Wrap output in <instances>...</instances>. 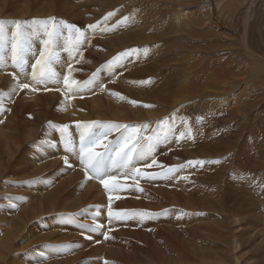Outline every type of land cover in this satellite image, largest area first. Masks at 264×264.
<instances>
[{"label": "bare ground", "instance_id": "6f19581e", "mask_svg": "<svg viewBox=\"0 0 264 264\" xmlns=\"http://www.w3.org/2000/svg\"><path fill=\"white\" fill-rule=\"evenodd\" d=\"M40 1L41 0H0V14L3 13L4 14L9 13L10 15H24V14L27 15L30 13L42 14L41 10L40 11H37L36 9L33 10V6H35V3L37 2L39 3ZM100 1H102V4L103 3L110 4L114 0H98L97 2L99 3ZM162 1H163L162 3L166 4V5L162 4L161 7L162 11H164L165 8L168 9L169 7L171 10L173 9V13L170 15V18L168 19L169 21H167L166 23V25L169 26V30L166 29L165 26L161 27L160 31L163 33V35L169 34L171 32L174 33L173 34L174 36L175 34L184 31L192 35L193 34L191 33L193 32L192 29L197 28L196 30L197 34L195 35L197 36L195 37L196 40H201L203 38L201 36L206 34L210 35L208 36L210 37L208 40L211 39L214 40V42L209 45L210 50L223 49L220 47L222 46L221 44L222 41L225 40V53H228L227 50H229L231 53L232 50L235 49L233 48L234 47L233 44H235V41L233 42L232 37L237 36L239 39L238 43L241 44L239 48L244 50L245 53L248 56H250V58H253L254 62H258L259 65H254V67L258 68L259 66L264 65V59L251 51V47L249 46L247 41V38H249L247 37V33H248L247 27H245L246 28L245 33L240 36V34H238L239 32L236 31V29H234L233 26L231 25L227 26L224 23H221L222 21L220 22V20L213 13L212 5H211L212 9L209 8L207 9L206 6L203 5V3L206 2L205 0L202 2L201 1L193 2L194 0H162ZM208 1H209V5L211 2L212 3L217 2L218 8L220 6V10L218 11L222 12V9L225 8V10H223L226 13L224 17L228 19L229 23H232L234 20L233 17L235 12L232 10L233 12L231 13L230 12L231 9L229 10L228 7L230 6L232 7V4L236 1L234 7L239 8L245 4L244 6H248V8H250L253 5L254 0H232V1L230 0L228 2H226V0H215V1L208 0ZM55 2L56 0H45L44 4L43 2H41L43 4L42 5L43 7L41 9L42 10L46 9V7L53 9ZM85 2L89 3L88 0ZM117 2L119 3L120 1L117 0ZM223 2H225L224 5L225 7H222ZM115 5L116 4L114 3V6ZM92 6L94 7V5ZM100 6L102 5L100 4ZM227 9L229 11H227ZM102 10H98V11H102ZM68 11L70 10L68 9ZM91 11H87L88 14ZM72 14H74V12H72ZM62 15L65 16V14ZM246 19L248 20L247 16ZM133 22L139 23L135 20L132 21L131 24H133ZM245 25H246V21H245ZM145 28H146V24H145ZM138 29H139V25L138 27H135V31L133 30L134 32H128V33L123 32L122 28L121 31L118 28L110 25L108 27L106 26L105 28L102 25L101 30L98 29L99 30L98 34L100 35V38L95 39L92 42V44L94 45L90 47L91 49H95V50L97 49L99 59L91 60L87 58L88 59L87 61L90 62L92 61L91 71L96 74H94V76L90 78L92 83L90 84L89 87L87 86V88H89L87 89V91L89 92L85 90V93L86 92L88 94L90 93L89 95L91 98L90 100L86 99L84 103H81L78 101V99L73 98L74 95L75 96L82 95L83 91L76 94H72L68 92L67 86L63 84L64 74L62 76V80L60 79L61 82L59 84L49 83L47 87L43 85H37L36 91H30L28 89H16V84L14 83V81L11 80L12 76L15 74L22 81H26V82L30 81V78L26 77L24 73H20L19 70L14 69L10 63L6 64L3 69H0V90L2 91V94H0V194H2V192L3 193L9 192L8 195L6 194L7 196L5 195L3 198L0 197V212H2V214H0V264H36V262L41 264V262H45L47 258L50 257L56 258L59 256H62V258L63 256L64 257L66 256V259L63 258L62 261L55 259L54 262L46 263V264H103L104 262L103 259H105L106 264H118V263L125 264L124 260L127 261L126 264L127 263H137V264L138 263L140 264H195L196 263L198 264V262L200 264H207L212 260L225 262V264H228L227 263L228 261H226V259L229 260V257L230 256L233 257V255L235 258H232V260L233 259L237 261L240 260V256L238 255V252H236V250H238V247L240 245L239 244L240 242L238 241L239 237H234V235L232 236L229 235L230 239L228 241L224 240V242H221L223 245L225 243L226 245L228 244V248L229 246H231L232 251H233L232 247H234L235 249L234 254L228 250L227 255L220 254L216 257L215 252H213L215 251V249L213 248L215 246V243L213 242V239H211V236L210 237L204 236V238L202 239L199 238L200 240L199 245H196L197 239H195L194 236H197L198 234L194 232H190L192 235V236L190 235V237H194V239L187 241L181 238L184 237L185 233L186 234L188 233L187 231L177 232L174 229H172L176 224H180V225L186 224L189 226L190 225L193 227L197 226V228H200L199 225H195V222L198 219H203L204 217H206L205 214L202 213L205 212V209L202 211L201 209L202 206H200L199 204L197 205L196 201L190 197L191 192H189L190 190L189 184L192 185L191 183L192 181L189 178L187 180L185 177L186 174L184 173L186 171L189 172L192 171L193 169H195L196 166L198 165L200 166L201 164H196V162L194 163L195 161L194 159H193L194 161L193 160L185 161L184 165L181 167V169H183L182 172H180L181 169L179 168L180 170L178 169L173 173H168L167 170L169 167L176 168L178 166L177 163L180 161V158L182 156L178 152L176 153L171 151L167 152V150L161 148V146H164V148L168 149L171 147L173 142L179 144L178 147H181L180 146L181 143L182 146H184L185 149L184 151L187 153V156L190 158L191 156H193L194 158V156H196L197 154L193 155L194 151L189 149L188 146L190 144V141L184 140L185 142H180L177 139V137L174 135L172 137V141L168 142V139L166 140L168 142L167 144H165L164 142L156 144V147L154 149V157L157 156L158 153L160 157L158 162H155L153 165L155 166L160 165L161 164L160 158L162 157L161 159L166 164H168V166H165L164 171H160L155 168L156 172L154 174L153 172H151V170H146L148 174L147 176L145 175L125 176L123 173L117 172L116 183L110 185L109 189H105L99 180L95 178L92 179L86 178L85 170L82 167V165L79 163L77 156L75 154H69L68 152H66L64 147V142L61 139L62 137L61 130H59V128L57 127L50 126V123L46 121L47 119L49 120L52 118L50 117L51 112L48 111V107H51L50 99L54 98L56 95H60V91H61L62 93L60 98L63 99L65 103V107H63L60 110L61 112L59 113H56L57 110L52 111V113L56 114V118L53 117L52 120L59 119L60 121H64L65 123L67 122L70 123L72 120V123H74V121L79 122L80 120L87 119L88 121L84 123H92L95 120H101L103 122H107L103 119H110L111 123L130 125V126H136L147 123L149 125V130L150 129L156 130L157 128H165L166 125L163 122V120L165 122L168 119L170 120V118H168L167 115L173 114L172 117L175 118L172 120V123L170 121L169 125L173 127L175 132L176 128H181L182 126H184V124H181V121H184L185 119L180 115V112L184 109L185 106H188L189 108H194V111H196L195 108L197 107V105L195 101L193 100L190 103V100L193 98H198L197 100L198 108L203 111L204 113L203 115H205L206 117L204 119L207 122L216 124L218 126L217 129L218 131L216 132V135L218 137L217 140L219 139L221 141L219 142V144H221V147L218 148L225 150V136L228 135V137H230L233 135L235 140H232V142L235 145L238 146V141H240L241 139V141L239 142L240 145L239 161L242 162L243 165H245V168L246 167L264 168V128L262 129V131L261 130L259 131L260 133L259 136L256 134L257 131L256 127L258 126L257 125L258 123H256L257 126L255 127V122L257 121L253 120L252 119L253 117L249 118L250 120H248L244 124L243 122L239 123V121H243L242 120L243 118L240 117L241 116L240 113H242L243 111L246 112L247 110L246 107L249 106L248 102H251V100H249L248 98L247 106H245L246 104L242 105L243 102L242 101L238 102L239 100L235 98L236 96L232 95L233 91L236 90L235 87H237L239 84L244 83L248 71L243 72L242 70L240 72H233L231 71L232 68L228 69L229 67L227 68L225 67V65L219 63H217L218 64L217 67H216L217 64L210 66L212 64L209 60V57L212 56L210 55V52L207 51L206 49L203 48L198 49L190 45L188 46L189 49L185 50L184 52L182 50V53H178L179 56H177L175 52L174 53L176 56L175 55L172 56L171 54L173 52L172 48L173 49L175 48L174 51L175 50L177 51L174 45L172 48L166 47L163 50L165 51L164 53L163 52L160 53L159 48H158L159 50L151 49L148 51L147 54H145L143 50L140 49V54L138 55L136 60L134 59L135 56L133 54L131 56H128V58L127 56H125L120 61L114 62V64L116 63V65L114 66L115 72H112V74L111 71L109 70L110 67L107 64L100 66V68H96L102 64V61L111 58L110 56H112L115 61V58L119 55V51H122L123 48L125 47L129 48L130 45L131 46L136 45L133 44L132 42H135L136 40L140 42L149 39L147 38L148 35L145 32L144 34H142L141 32L138 33ZM9 30H11L10 25H9ZM217 30L219 31L221 30V31L219 32ZM186 39L187 38H185V40ZM76 52L77 50H73L71 52V57L76 55ZM168 53L171 55H169ZM151 54L154 57H150ZM69 57L66 58L67 61L66 64L71 63L72 61V58ZM144 57H150L151 62ZM213 61H215V59ZM228 63L232 64L231 62ZM235 65L237 66V64ZM163 66L164 67L169 66V67L166 69V68H162ZM234 68L236 69V67ZM161 69H163V71ZM9 71H11L12 73L6 74ZM91 71L89 69L88 73H90ZM117 75L118 78H115V81L117 82L118 85L114 86L109 84L108 83L109 79L112 80V78L116 77ZM71 79L73 78L71 77ZM73 80H76L78 83L82 85L81 80L79 81V78H75ZM2 87L5 88V90H7L6 93L7 95L9 94V96L7 97L4 96L3 93L4 90H2ZM49 87L58 89V92H54L50 90L46 93L45 90L49 89ZM14 89L16 90L13 91ZM38 89H42L44 91L43 94H38ZM17 91H21V92L26 91L29 93L24 95L19 103L17 102L14 103L13 99ZM237 91H239V89ZM45 94H46V98L39 99V96H45ZM115 94H119V95H115ZM228 95L232 97L231 106H229V102H226L228 101L227 100ZM121 96L124 97V99H121L120 98ZM24 101H26V103L29 104L30 106L29 109H27L28 107L22 108L23 106L21 107V109L19 108L20 105H23L25 103ZM132 101H135L136 103L133 104ZM36 105L37 108H33V106L35 107ZM82 105L86 107L83 108ZM147 106H152V107H147ZM169 109L171 111H169ZM27 110L29 111V113L34 112L35 110L36 111L32 115L30 114L29 116L28 112H26ZM176 110L178 114L175 115ZM231 115L233 117L230 121L232 122L234 121L235 125L232 124V128L233 126L234 128L232 129V131L226 134L227 133L226 129L229 126H231V123H229V126L227 125L228 127L225 126V122H226L225 117L227 119H230ZM145 119L147 120L145 121ZM42 124L45 127L44 133L48 137V138H43V140H45L44 143L38 140V129ZM213 124L212 127L215 128ZM259 126L258 129H261V127L259 128ZM241 129L247 130L246 134H243L245 131L244 130L241 131ZM93 130H95V128ZM149 130L147 134H151L149 133ZM214 130H216V128ZM79 131L69 133L77 144L79 142V137H78ZM204 133L206 134V132ZM47 134H50L51 136ZM189 139L192 140L191 138ZM230 141L227 142L229 143ZM103 142H105V140ZM106 143H108V141ZM230 145L232 146V144ZM97 146L100 147L102 146V144L96 145L95 147L96 151L103 149V147L98 149L99 147ZM221 149L218 151V153L220 154L223 151V150L221 151ZM211 155L213 156V154H210V156ZM65 157H67L68 159V164H67L68 166L66 167L62 165V161L65 160ZM139 163L140 162L137 163V167H139L140 170L142 171L143 170L141 168L142 165H140ZM197 173L199 174L201 173V171L199 170L197 171ZM190 176L192 178L191 174ZM218 177H220L219 174ZM131 178L139 179L143 183H141V186H134V185H139V183L137 180H132ZM257 178H259L258 180L260 181L262 180L260 179L261 177L259 176H257ZM18 180H24L25 182L21 184H16ZM149 183L157 186H159L160 184L168 183L174 186V187H166L162 189V191H164L166 195V198L169 199L170 201L162 202L160 195H156V196L153 195V193L156 190L148 187ZM205 183L206 182H203V185H207ZM14 186L24 187L25 190L22 191L23 194L22 197H17L14 194L13 196L10 195V191H12V193H15V190L12 189ZM71 186H73V189H70ZM213 187L212 189L215 188ZM179 188L181 190L185 188L184 192H181L180 194L176 192V190ZM216 190H217L216 192L219 194V189L216 188ZM185 194L187 196H185ZM150 200H154L153 206L150 205V202H147ZM143 202L148 203V208L144 207L145 209H149L150 207L151 209H155L152 210L153 211L152 213H148V215L144 216V219L148 218L149 222L155 220V222L159 223L160 221L158 219L159 216H165V217L169 216L166 219H164L165 221H163V223H165L170 228H163V230L169 233L170 234L169 237L171 238L173 237V239H175L176 242H179L183 246L186 245L188 246L187 252L188 254H190L189 257H186L183 254L182 250H178V247H176L174 244H171L174 250H170L171 246L166 247L167 251L163 254L162 259H157L153 253V249L141 248L140 245L137 244L138 245L137 246L136 243L130 241L132 238L130 240L126 238L132 236L133 232L139 231L138 228L139 225L135 223L132 217L129 219L127 216V218L124 220H116L115 215H113L112 217L107 216V214L109 213V209H111V211H115L114 207L118 208L119 206H121V209H119L120 211L123 210L126 214L127 213L129 214L131 212L130 211L131 209L129 208L133 209V207L135 206L141 208L138 205H141ZM94 204L98 205V207L101 206V210L98 211L99 217L97 219L93 218L91 215L89 216V212L94 213L96 211V209L92 208ZM168 204L185 206L186 210L177 209L175 206H170V208H168L166 206ZM104 205H105V209L102 210ZM108 206L110 207L108 208ZM85 207L86 208L88 207L90 211L89 212L88 210L84 211L83 208ZM162 207H165L166 209L168 208L167 212L161 213L162 215H156L157 214L156 209H161ZM144 208L141 209L144 210ZM171 209L178 211L183 210V211L181 214H179L178 218H173L175 212L178 211L171 212L170 211ZM207 209L209 210V208ZM142 210L138 212L141 213L143 212ZM193 210L200 211L199 212L200 214L198 213L196 215L195 213H197V211L193 212ZM64 211H68L70 214L63 216L62 219L56 217V219L54 220L52 216H50V214H55L57 212L62 213ZM192 213L194 214L192 215ZM93 216L95 215L93 214ZM85 217L88 218L90 217L89 221L87 218V227L75 223L74 221L71 220L72 218H77L79 219V221L81 220L84 223L86 221ZM215 219L216 221L220 220L216 218V216L214 217V220ZM226 220L227 221L231 220V222L234 220L235 223L239 224V227L241 226L240 223H242L241 222L242 219L241 218L237 219V215L235 216L230 215V217ZM129 221H131L130 224H128ZM217 223L222 225L221 228L219 227L220 228L219 230L222 231L221 233H223V229L225 230L226 227L225 220L223 222L221 221ZM46 225H51V227L48 229L47 232L45 233L41 232ZM118 226H119V231H117ZM208 228L207 227L201 228V230L207 231ZM235 228H237V226ZM55 230L59 231V233L61 232L60 235L67 234L68 236L65 237L64 239L61 238L62 240L51 238V237L59 238L58 236L59 234H57L56 233L57 231ZM182 232L184 233L183 235H181ZM40 233L44 235H39ZM77 233H81L83 238L79 237ZM260 236L261 235H259V237ZM144 237L147 241V237L149 236L144 235ZM261 237L263 239V236ZM76 238L78 239L77 242H75ZM233 238H235V243H234L235 246L233 245L234 242ZM43 239H47L48 242L42 241L40 243L41 246L36 247L37 242ZM50 241H52V243L59 241L62 242V244H52L50 243ZM91 241H94L93 243L98 241V243L96 245L95 244L93 245L91 244L92 243ZM262 244L264 245V243ZM87 245L90 246L92 245L91 247L94 248L90 249V253L89 254L87 253L85 259H82V255L80 253H75L73 257L72 256L69 257L70 253L76 252L77 250L82 249L83 252L86 251ZM121 245L122 248L125 249L128 246H132L133 248L137 247L136 249L138 250L135 251V254L126 256L119 248ZM113 248H116L117 250L121 251L122 254H119L117 256L119 252H117V250L112 252ZM147 251H151L152 253ZM12 253L14 255L12 256V259H8L7 257L12 255ZM255 256H253V258H256ZM193 257H195L196 260L193 259ZM259 260L260 258L258 259V261ZM245 263L247 264V262H244V264ZM259 264L261 263L259 262Z\"/></svg>", "mask_w": 264, "mask_h": 264}, {"label": "rangeland", "instance_id": "374dc122", "mask_svg": "<svg viewBox=\"0 0 264 264\" xmlns=\"http://www.w3.org/2000/svg\"><path fill=\"white\" fill-rule=\"evenodd\" d=\"M60 1L61 0H56L55 5L57 3L58 4L56 6L54 5L53 9H50L49 7H46V9H43V10L41 8L43 7L42 5L45 3V0H41L39 3L38 2L35 3V6H33V10H35V9L37 11L41 10L42 14L30 13V14H27V15H25V14L24 15H10L9 13L8 14L7 13H5V14L3 13V14H0V16H1L0 20L4 19L6 21H11V20L19 19V21H24V20L27 21V20H31V19L55 18L57 22L62 20L64 22H67L68 25L75 26L80 31H83L85 33V36L84 37H80V39L84 41L83 46H82L83 48L79 47L78 49H76L77 50L76 55L73 56V57H76V60L74 61L72 59V61H71V65H72V68H73V72L71 73V77L73 79L79 78V81L81 80V83H82L83 86H85L86 82L90 81V78L92 76H94V74H96V73L91 71V69H92L91 62L92 61L90 62V61H87V60L88 59H91V60L99 59V55L97 53V49L96 50L95 49H91L90 46L94 45V44H92V42L95 39L100 38V35L98 34V32H99V30H101L102 25H103L104 28L106 26L108 27L109 25L110 26H114V27L118 28L119 30H121V28H122L123 32H127V33L128 32H134L135 31V27H138V25H139V29L140 30L138 29V33L141 32L142 34H144V32H145L148 35L147 38H149V39H146V40H143V41H140V42L136 40L135 42H132L133 44H136L135 46L134 45H132V46L130 45L129 48L125 47V48H123L122 51H119V55H120L121 52L123 53V52H125V51H127L129 49L130 50H138V51L134 52V56H135L134 59L135 60L138 57V55L140 54V49L143 50L144 48H148L149 50L158 49L159 48L160 49V50L158 49L159 52L160 53L161 52L164 53L165 51H163V50L166 47L167 48H170V47L172 48L173 45H174V47H176L177 51L176 50L174 51L175 48L174 49L172 48L173 52L170 51V52H172L171 53L172 56H174L175 53H176L177 56H179L178 53H182V50L184 52L185 50L189 49V47H188L189 45L190 46H194V47H196L198 49L199 48L206 49L207 51L210 52V55H212V56L209 57V60L212 63L210 66H213V65L219 63V64L225 65V67H227V68L229 67L228 69L232 68L231 71H233V72H240L242 70H243V72L244 71L245 72L248 71V74L246 76V79H245L244 83L243 84H239L237 87H235L236 90L233 91L232 95L236 96L235 98H237L239 100L238 102L242 101L243 102L242 105L246 104L245 106H247L248 98H249V100H251V102H248L249 103L248 105L250 107L249 106L246 107V109H247L246 112L243 111L242 113H240V115H241L240 117L243 118L242 119L243 121H239V123L243 122V124H244L245 122L250 120L249 118L253 117L252 119L257 121V122H255V127L257 125L258 126L260 125L259 128L261 127V129H258V126L256 127V129H257L256 134L260 136L259 131L260 130L262 131V129L264 128V126H263L264 125V103H263L264 102V100H263L264 99V65L259 66L258 68L254 67V65H259L258 62H254L253 58H250V56H248L245 53L244 50L239 48L241 46V44L238 43L239 39H238L237 36H233L232 37L233 42L235 41V44H233V46H234L233 48H235V49L231 48V49H233L232 52H231L232 54H231L230 51L227 50V49L226 50L228 51V53H225V40L222 41V43H221L222 46L220 47V48H223V49H216V50H210V48H209V45L214 42L213 39L208 40L210 38L208 36H210V35H208V34L202 35L201 37H203V38L201 40H196V38H195V37H197V36H195L197 34V32H196L197 28L196 27H195L196 29H192V31H193V32H191V33H193L192 35L189 34V33H186L185 31L184 32H180L178 34H175L174 36H173L174 33H171V32L169 34H164L163 35V33L160 31L161 27L165 26V28L169 30V26L166 25V23H167V21H169L168 19L170 18V15L173 13V9L171 10L170 7H169L168 9L165 8V10L162 11L161 7H162V4H164V3H162L163 2L162 0H126V1L125 0H118V1H120L119 3L117 2V0H114L110 4H104L103 3L104 5L102 4V1H100L98 3L97 2L98 0H88V2L90 4L85 2L87 0H62L61 2H64V3H61ZM199 1L202 2L204 0H194L193 2H199ZM205 1L207 2L208 0H205ZM213 1H215V0H213ZM228 1H230V0H226V2H228ZM41 2H43V4ZM206 2H204L203 5H205L207 9L208 8L212 9V7H213V9H212L213 13L220 20V22L222 21L221 23H224L227 26L228 25L233 26V28L236 29V31L239 32L238 34H240V36L245 33V31H246L245 27H247V30H248L247 37H249V38H247V41H248L249 46L251 47V51L253 53L259 55L260 57H262L264 59V0H254L253 1V5L250 8H248V6H244L245 4L242 5L239 8L234 7V5L236 3V1H235L232 4L233 8L231 6L228 7L229 10L231 9L230 10L231 13L233 11L235 12L234 13V17H233L234 20H233L232 23H229L228 19L224 17L226 13L223 10H225V8L222 9V12H221V11H218V10H220V6L218 8L217 2H215V3L211 2L210 5H209V1L207 3ZM114 3L116 4L115 6H114ZM100 4L102 6H100ZM222 4H223L222 7H225L224 6L225 2H223ZM92 5H94V7ZM109 5H110V7H109ZM164 5H166V4H164ZM203 5H202V7H203ZM211 5H212V7H211ZM236 8H237V10H236ZM62 9H63V11H62ZM68 9L70 11L71 10L72 11L70 12V11H68ZM90 9L93 10V11H91ZM102 9L105 10V11H103ZM117 9H118V11H117ZM228 9H227V11H229ZM85 10L91 11V12H89V14H88V12L85 11ZM98 10H102L103 12L102 11H98ZM119 10L122 11V12H120ZM57 11H58V13H57ZM68 12H69V14H68ZM72 12H74V14H72ZM97 12H99V13H97ZM105 12H107V13H105ZM110 12H112V13L115 12L116 14L114 13V15L111 16L112 18L109 17L107 19V21L105 22L104 18L106 16H108V13H110ZM117 13H119V14H117ZM121 13H122V15H121ZM146 13H148V14H146ZM62 14H65V16H63ZM90 16H92V17H90ZM246 16L248 17V20L246 19ZM96 17H97V20H96ZM124 17H127L128 19L125 21V20H123ZM144 17H145V19H144ZM120 18L124 21V23H123V21ZM130 18H131V20H130ZM135 20L137 22H139V23L133 22V24H131L132 21H135ZM245 21H246V25L247 26L245 25ZM125 22H127V23H125ZM129 22H130V25H129ZM145 24H146V28H145ZM92 25H99L100 28L97 27V28L93 29V28L89 27V26H92ZM133 25H135V26H133ZM196 26H198V25H196ZM10 27H11V25H10ZM156 27H157V29H156ZM141 28H142V30H141ZM144 29H145V31H144ZM217 31H219V30H217ZM65 32H66V34L69 35V39L70 40H74L76 38V37L71 35V29H65ZM183 33H184V35H183ZM94 34H96V35H94ZM78 35H79V33L76 34V36H78ZM185 38H187V39L185 40ZM209 41H211V42H209ZM36 44H37L36 45V49L37 50L35 49L36 51L43 50V49H41L42 46H41L39 41H36ZM171 54H169V55H171ZM60 55H61V60L59 62V65H57L55 67H56L57 72L60 73V75H61L60 79L62 80L63 74H64V76L68 74L67 71H66V65H67L66 64V62H67L66 58L69 57V54H68V52L62 51L60 53ZM110 57L111 58H108V59L102 61V64L99 65L96 68H100V66L107 64L110 67L109 70L111 71V74H112V72H115V67L114 66L116 65V63L115 64L114 63L110 64L109 63L110 60H111V62L114 61L113 57L112 56H110ZM150 57H154V56L151 54ZM150 57H144V58L148 59L151 62V58ZM229 57H230V59H229ZM127 58H128V56H127ZM214 59H215V61H213ZM29 61H30L29 66H26V69H25L26 71L24 72V75H26V77L30 78L28 73L30 72L31 63L34 62V57L30 56L29 57ZM233 61H235V62H233ZM228 62H231L232 64H230ZM251 62H252V64H251ZM234 63L237 64V66ZM217 66H218V64L216 65V67ZM168 67L169 66H165V67L163 66L162 68H166L167 69ZM234 67H236V69ZM89 69L91 71L90 73H88ZM161 70L163 71V69H161ZM11 73L12 72L9 71L6 74H11ZM13 76L11 78L12 81H14ZM115 78H118V75L116 77H113L112 80L109 79L108 83L111 84V85L117 86L118 84L115 81ZM20 81L21 82H26V81H22V80H20ZM87 86L89 87L90 85H86V87H85L86 91H87V89H89V88H87ZM238 89H239V91H237ZM2 90H4L3 91L4 96H6V97L9 96V94L7 95V93H6L7 90H5V88L2 87ZM28 90L32 91L31 88L28 89ZM50 90H52L54 92H58V89H54L53 87H49V89H47L45 91L47 93ZM85 90H83V92H82L83 94L82 95H78V96L74 95L73 98L74 99H78V101L81 102V103H84V101L86 99L90 100V98H91L90 95H89L90 93L89 94L87 93L89 91H87L85 93ZM59 91H60V89H59ZM43 92L44 91L42 89H38V94H43ZM27 93H29V92L17 91V93L15 94L14 99H13L14 103L15 102L19 103L22 100L23 96L26 95ZM61 93L62 92L60 91V95H56L54 98L50 99L51 107H48V111L51 112L50 117H52V118L53 117L56 118V114L52 113V111L57 110L56 113H59V112H61L60 110L63 107H65V103H64L63 99L60 98ZM0 94H2L1 90H0ZM254 95H256V96H254ZM40 98L41 99L46 98V94H45V96H39V99ZM104 98H106V97H104ZM243 98H244V100H243ZM261 99H262V101H261ZM193 100L195 101V103L197 105V107L195 108L196 111H194V108H189L188 106H185L184 109L180 112V115L182 117H184V119L188 122L187 125H184L181 128H176L175 129L176 131L174 132V134H170L167 139H168V142H170V141H172V137L175 135L180 142H185L184 140L190 141V144H189L188 147H189L190 150L194 151L193 155H196V154L197 155L194 156V158H193V156H191V158L188 157L187 153L184 151L185 150L184 146H182L181 143H180L181 147H178L179 144H176V143L173 142V144L171 145L170 148L166 149V148H164V146H161V148L167 150V152L171 151V152H175V153L178 152L179 154H181L182 157L180 158V161L177 163L178 166L175 169H179V168L181 169V167L184 165L185 161H191L193 159L195 160V161L193 160L194 163L196 161H198V159H199V161H204L205 162V163L201 164L200 166L199 165L196 166L195 169H193L190 172L189 171L184 172L186 174V175L185 174L184 175H185L187 180L189 178L192 181L191 182L192 185L189 184V189L191 190V191L189 190V192H191V196L190 197L193 200L196 201L197 205L199 204L200 206H202V208H201L202 211L205 209V212H202V213L205 214L206 217H204L203 219H198L196 221L197 223L195 222V225H199L200 228H197V226L193 227L191 225L189 226V225H186V224H183V225L176 224V225H174V227L172 229H174L177 232H181V231H185L186 232L187 231L188 235L186 233L184 234L182 232L181 235L184 234V237H181V238L185 239L187 241H190V240H193L194 237H195V239H197L196 240V245H199V241H200L199 238L202 239V238H204V236H206V237L207 236L208 237L211 236V239H213V242L215 243V246L213 247L215 249V251H213V252H215V256L216 257L218 255H220V254H226L227 255V253H228L227 251L228 250L231 253H233V254L235 253L234 252V250H235L234 247H232L233 248V251H232L231 246H229V248H230L229 249L228 248V244L226 245V243H225L224 244L225 246H224L221 243V242H224V240L228 241L230 239V236L234 235V237H239L238 238L239 240L238 239L237 240L240 242L239 243L240 245L238 247V250H236V252H238V255L240 256V260L239 261H237L235 259L232 260V258H235L234 255H233V257H231V256L229 257V260L226 259V261H228L227 263L228 264H242V263L244 264V262H247V264H259V262H260L261 264H263V262H264V248H262V247H264V245L262 243H264V241H263V239H264V184H263V182H264L263 181V179H264V168H256V167H252V168L246 167L245 168V165H243L242 162L239 161V158H240L239 157V153H240L239 152V150H240L239 142L241 141V139H240V141H238V146H237V145H235L232 142V140H235L234 136L232 135V136L228 137V135H226L230 131H232V129L234 128V126L232 128V124L235 125L234 121L233 122L230 121L232 119V117H233L232 115L230 116V119H227L225 117V121H226L225 122V126H227V125L229 126V123H231V126H229L230 130H229L228 126H227L228 128L226 129L227 133L225 134L226 135L225 136V150H223L221 148H218V147H221V144H219V142H221V141L219 139L217 140L218 137L216 135V132L218 131L217 130L218 126L216 124L207 122L204 119L206 117H205V115H203L204 114L203 111L198 108V102H197L198 98L191 99L190 103ZM227 100L228 101H226V102H229V106H231L232 97L228 95V99ZM24 102L25 103L23 105H20L19 108L21 109V107L23 106L22 108H27L28 107L27 109H29V107H30L29 104H27L26 101H24ZM82 107L84 108L86 106L82 105ZM33 108H37V105L35 107L33 106ZM135 109H137V108H135ZM169 111H171V110L169 109ZM26 112H28L29 116H30V114L32 115L34 113V112H30L29 113L28 110ZM176 114H178L177 110L175 111V115ZM172 115L173 114L167 115V117L170 118V120L168 119L166 122L163 120V122L165 123L166 127L170 126L169 125L170 121L172 123V120L175 118V117H172ZM244 115H245V117H244ZM200 116H202V117H200ZM52 118L49 119V120L47 119L46 121H48L52 125L57 126V128H59V130H61L59 126H65V125L68 126L69 133H71V132L73 133L75 131H79L80 130V129H78L76 127L75 124H77V123L78 124L79 123L80 124H84V122L88 121L86 119V120H80L79 122H75L74 121V123H72V120H71V122L70 123L67 122V123H69V124H67L64 121H60L58 118H57L58 120H52ZM2 119H3V117H2ZM103 120H105L107 122H103L101 120H95L93 122H100L101 124L111 123L110 119H103ZM146 120L147 119H145V121ZM55 122H57V123H55ZM256 123H258V124L256 125ZM212 124L215 126L216 130H214L215 128L212 127ZM44 130H45V127L42 124L40 126V128L38 129V140H40L43 143L45 142V140H43V138H48L45 135ZM242 130L245 131L243 134H246L247 130L241 129V131ZM151 132H152V129L149 130V133H151ZM180 132H185L186 133L185 137L182 138L183 140L181 138H179V133ZM201 132H203V133H201ZM204 132H206V134ZM61 134H62V132H61ZM201 134H202L203 138L201 137ZM47 135L51 136L50 134H47ZM117 136H119V132H113V134L111 136L107 137L105 139V142H103V143H106L107 141H110V139L115 140L117 138ZM63 137H64V135L61 137V139L64 142ZM189 138H191L192 140H190ZM230 138H231V141H230ZM206 139H208V140H206ZM226 140L230 141V142L228 143ZM168 142L165 141L164 143L167 144ZM230 144H232V146ZM160 145H163V144H160ZM97 147H99V146H97ZM101 147L102 146H100L98 149H100ZM232 147H235V148H232ZM220 149H221V151L223 150L221 152V154L218 153V151ZM256 150H257V148H256ZM158 154H157L158 157L155 156V162H158V160H159L160 155H158ZM210 154H213V156L212 155L210 156ZM161 158H160L161 164L158 165V166H155V165L152 164L151 167H148L147 165L149 163H152L151 159H148L145 162H140L139 164L143 166V167L141 166V168L143 169L141 172L144 173L145 176H147L148 174H147L146 170H151V172H153L154 174L156 172L155 168L160 170V171H164L165 170V166H168V164H166ZM212 161H220V163H212ZM62 165L64 167L68 166L67 164H65V160L62 161ZM182 170L183 169H181L180 172H182ZM199 170L201 171V173L198 174L197 171H199ZM190 174L192 175V178H191ZM218 174L220 175V177H218ZM256 175L261 177L260 179H262L261 180L262 182L260 180H258L259 178H257ZM208 178H209V180H208ZM131 179L132 180H137L138 183H139V185L132 184L134 186H141V183H143L139 179H133V178H131ZM200 179H202L203 181L200 180ZM193 181H195V182H193ZM24 182H25L24 180H18V182L16 184H21V183H24ZM203 182H206L205 184H207V185H203ZM253 182H255V183H253ZM258 183H260V184H258ZM126 185H128V184H126ZM196 185H198V186H196ZM255 185H256V187H255ZM206 186H208V187H206ZM148 187H150L151 189H155L156 190L153 193V195H155V196L156 195H160L162 202L170 201L169 199L166 198V195H165L164 191H162V189H164L166 187H174V186H172V185H170L168 183L160 184L159 186L152 185V184L149 183ZM212 187L215 190L212 189ZM219 187H221V188H219ZM258 187H260V188H258ZM216 188L219 189V194L216 192L217 191ZM12 189L15 190V193H12V191H10V195L13 196V194H14L17 197H22L23 196L22 191L25 190L24 187L14 186ZM70 189H73V186H71ZM184 190H185V188H183L182 190L179 188V189L176 190V192H178L180 194L181 192H184ZM8 193L7 192H4V193L2 192V194H0V197L3 198L6 194L8 195ZM185 196H187V195L185 194ZM219 198H220V200H219ZM147 202H150V205L153 206L154 200H150V201H147ZM211 205H214V206H211ZM138 206L141 207V208H144V207L148 208V203L143 202L141 205H138ZM166 206L168 208H170V206H175L177 209L186 210L185 206H179V205H174V204H172V205L168 204ZM109 207L110 206H108V208ZM129 207H131V206H129ZM92 208L96 209V211L94 213L89 212L90 209L88 207L87 208L85 207L83 209H84V211L88 210L89 216L91 215L93 218L97 219L99 217L98 211L101 210V206L98 207V205L94 204ZM141 208H138L137 206L133 207V209L129 208V209H131L130 210L131 212L129 214L127 213V216H128L129 219L132 217V219H134L135 223L139 225L138 226L139 231L133 232L132 236L126 237V238L128 240H130L132 238L130 241H132L133 243H136V245L137 244L140 245L141 248L153 249V253H154V255H155V257L157 259H162L163 254L167 251L166 247L171 246L170 250H174V248L172 247L171 244H174L176 247H178V250H182L183 251V254L186 257H189L190 254H188V252H187L188 246L187 245L183 246L179 242H176L175 239H173V237L172 238L169 237V235H170L169 233H167V232H165L163 230V228H170L165 223H163V221H165L164 219H166L169 216H166V217L165 216H159L158 217V219L160 220L159 223L155 222V220H152L151 222H149L148 218L144 219V216H140V215L136 214V213H139L138 211L142 210ZM168 208L166 209L165 207H162L161 209H156L157 210L156 211L157 212L156 215H162L161 213H166ZM207 208H209V210ZM104 209H105V205H104L102 210H104ZM114 209H115V211H112V212L115 214L116 212L120 211L119 209H121V206H119L118 208L114 207ZM201 209H200V211H201ZM152 210H155V209H151V207H150L149 209H145L144 208V210H142V211L143 212H147V213H152L153 212ZM163 210H165V211H163ZM183 210H179L178 211V210L171 209L170 211L171 212L178 211V212H175L174 217H173V218H178L179 214H181ZM195 211H197V210H195ZM195 211L193 210V212H195ZM200 211H197V213H195V214L197 215ZM220 213H222V214H220ZM233 213H235V214H233ZM0 214H2V212H0ZM67 214L69 215L70 213L68 211H64L62 213L57 212L55 214H50V216H52V218L55 220L56 217L57 218L59 217V219H62L63 216H65ZM93 214L95 216H97V217L93 216ZM193 214L194 213H192V215ZM230 215H232V216L237 215V219L238 218L242 219V221H241L242 223H240L241 224L240 227H239L238 223L234 222V220L232 222H231V220L230 221L226 220V219H228L230 217ZM215 216H216V218H218L220 220L219 221H216V219L214 220ZM87 218L88 217H85L86 221L84 223L81 220L79 221V219H77V218H72L71 220L74 221L75 223H78V224H81V225L87 227ZM89 219H90V217L88 218V221H89ZM224 220H225V223H226V227H225V230L223 229V233H221L222 231H220L219 229L222 227V225H220L217 222H221V221L223 222ZM161 221H162V223H161ZM130 223H131V221L128 222V224H130ZM234 226L235 227L237 226V228H235ZM50 227H51V225H46L44 227V229H42L41 232H43V233L47 232ZM205 227H207V228L209 227V228L207 229V231L206 230L202 231L201 228H205ZM117 229H118L117 231H119V226H118ZM128 230H130V229H128ZM55 231H57V230H55ZM252 231H253V233H252ZM190 232H194V233H196L198 235L194 236V237H190V235H191ZM56 233L59 234L58 235L59 238L58 237H51V238H56L57 240H62L61 238L64 239L65 237L68 236L67 234L60 235L61 232L59 233V231H57ZM77 234H78L79 237L83 238L81 233H77ZM39 235H44V234L40 233ZM144 235L149 236V237H147V241L148 242L146 241ZM259 235L263 236V239H262L261 236L259 237ZM198 236H201V237H198ZM252 238L255 239V240H253ZM75 240H76L75 242H77L78 239L76 238ZM258 240H259V242H258ZM260 240H262V241H260ZM42 241L48 242L47 239L40 240L39 242H37L38 246L35 244L36 247H40L41 246L40 243ZM233 241H234L233 245L235 246V244H234L235 243V238H233ZM254 241H256V242H254ZM91 242H92L91 244H93V245L94 244L96 245L98 243V241H96L95 243H93L94 241H91ZM50 243H52V241H50ZM66 243H67V241H66ZM99 243H101V242H99ZM52 244H62V242L58 241V242H55V243H52ZM247 244H250V245H247ZM258 245H259V247H258ZM89 246L90 245L86 246L87 250L84 251V252L81 249V250H77L76 252L70 253L69 257H71V256L73 257L75 253H80L82 255V259H85L86 256H87V253L88 254L90 253V249L94 248V247H91L92 245L90 247ZM97 246H95V247H97ZM105 248H107V247H105ZM119 248L123 252V254L126 255V256L133 255V254H135V251L138 250V249H136L137 247L133 248L132 246H128L125 249V248H122V245H121ZM115 250H117V249L113 248L112 252L115 251ZM121 251L117 250V252H119L117 254V256L119 254H122ZM147 252L152 253L151 251H147ZM250 253H252V254H250ZM12 256H14L13 253H12V255L9 256L10 258L9 257H7V258L8 259H12ZM253 256H255L256 258H253ZM258 257L260 258L259 261H258V259H259ZM63 258L66 259V256L65 257L63 256ZM63 258H62V256H59V257H56V258L50 257V258H47L45 262H41V264L54 262L55 259L56 260L58 259L59 261H62ZM189 259H191V258H189ZM193 259L196 260L195 257H193ZM103 261H104L103 264H106L105 259H103ZM126 262L127 261L124 260L125 264H126ZM222 263L225 264V262L212 260L211 262H208L207 264H222ZM36 264H39V263L36 262ZM118 264H121V263H118ZM127 264H137V263H127ZM138 264H140V263H138ZM198 264H200V263L198 262Z\"/></svg>", "mask_w": 264, "mask_h": 264}, {"label": "snow or ice", "instance_id": "6c2138e0", "mask_svg": "<svg viewBox=\"0 0 264 264\" xmlns=\"http://www.w3.org/2000/svg\"><path fill=\"white\" fill-rule=\"evenodd\" d=\"M114 13H108L105 22ZM124 17L123 20H127ZM11 25V30H9ZM93 29L99 25L89 26ZM65 29H71V35L76 37L74 40L69 39ZM79 33L78 36L76 34ZM85 33L67 22H57L55 18L47 19H31L27 21L19 20H0V69L8 63L14 69L24 73L26 66L29 65V57H34V62L30 65V81L21 82L14 74L13 79L16 84V89H30L36 91L37 85L47 87L49 83L59 84L60 73L56 67L61 60L60 53L68 52L71 57V52L83 46L84 41L80 37H84ZM36 41L42 45L41 51H36ZM138 50H127L115 58L114 63L120 61L125 56H131ZM148 48H144L143 52L147 54ZM73 60L76 57H71ZM67 75L63 77V84L67 86L69 93L76 94L85 90L86 85H90L92 81L86 82L82 86L77 81L71 79L73 68L71 63L66 65ZM14 89L13 91H15ZM119 95V94H115ZM124 99V97H120ZM135 104V101H132ZM152 107V106H147ZM187 121H181V124L187 125ZM57 127L55 125H51ZM64 135V147L69 154H75L79 163L85 170L86 178H95L100 181L105 189H109L117 181L116 173H123L125 176H143L140 168L137 167L138 162H145L148 159L152 160L147 166L151 167L155 163L154 149L156 144L165 142L170 134H174V129L171 126L166 128H158L152 130L151 134H147L149 125L147 123L130 126L116 123L100 122L77 124L80 129L78 133V144L69 134L68 126H59ZM96 130H93V129ZM113 132H119V136L115 140H110L108 143H102ZM185 132L179 133V138H184ZM97 144H102L103 151H96ZM191 163V162H189ZM204 161H196V164H203ZM212 163H220V161H212ZM65 164H68V159L65 157ZM178 169L169 167L167 172L173 173ZM111 199V198H109ZM109 217L113 216V212L109 209ZM140 216L148 215L146 212L136 213ZM116 220H124L127 214L122 210L115 214Z\"/></svg>", "mask_w": 264, "mask_h": 264}]
</instances>
